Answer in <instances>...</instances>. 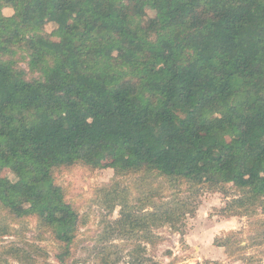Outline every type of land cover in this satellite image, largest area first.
I'll return each instance as SVG.
<instances>
[{
  "label": "trees",
  "instance_id": "16d2710c",
  "mask_svg": "<svg viewBox=\"0 0 264 264\" xmlns=\"http://www.w3.org/2000/svg\"><path fill=\"white\" fill-rule=\"evenodd\" d=\"M77 164L264 213V0H0V209L48 226L61 264L86 219L55 173Z\"/></svg>",
  "mask_w": 264,
  "mask_h": 264
},
{
  "label": "rangeland",
  "instance_id": "374dc122",
  "mask_svg": "<svg viewBox=\"0 0 264 264\" xmlns=\"http://www.w3.org/2000/svg\"><path fill=\"white\" fill-rule=\"evenodd\" d=\"M146 9L149 15L156 14L154 7ZM46 30L54 32L55 25ZM20 65L27 67L24 61ZM3 174L16 179L8 170ZM55 177L66 200L86 219L72 247L71 264H264L261 209L234 216L223 210L239 196L235 189L176 186L153 174H120L110 167L80 164L59 169ZM168 206L186 212L180 215L178 209L175 226L154 219V212ZM124 209L132 212L127 221ZM13 218L0 209V229L13 228L0 235V264H61L57 257L61 246L48 226L36 216ZM131 220H140V225Z\"/></svg>",
  "mask_w": 264,
  "mask_h": 264
},
{
  "label": "water",
  "instance_id": "95a60500",
  "mask_svg": "<svg viewBox=\"0 0 264 264\" xmlns=\"http://www.w3.org/2000/svg\"><path fill=\"white\" fill-rule=\"evenodd\" d=\"M191 264H193V263H191Z\"/></svg>",
  "mask_w": 264,
  "mask_h": 264
}]
</instances>
